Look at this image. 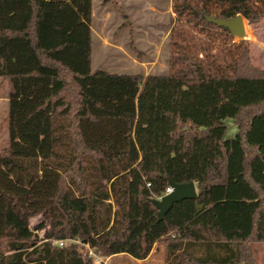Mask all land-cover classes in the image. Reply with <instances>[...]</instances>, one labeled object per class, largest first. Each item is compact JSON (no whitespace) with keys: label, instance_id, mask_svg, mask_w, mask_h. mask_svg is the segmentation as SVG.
Listing matches in <instances>:
<instances>
[{"label":"trees","instance_id":"obj_1","mask_svg":"<svg viewBox=\"0 0 264 264\" xmlns=\"http://www.w3.org/2000/svg\"><path fill=\"white\" fill-rule=\"evenodd\" d=\"M51 1L24 0V26L0 29L8 98L0 264H93L89 249L145 260L169 239L168 264H255L249 245L264 243V69L248 46L223 57L183 48L161 75L91 71L61 58L70 42L63 27H47L78 14ZM172 2L187 24L228 40L206 16L264 17V0ZM227 119L237 127L230 137ZM170 180L193 181L197 197L158 220L151 199ZM60 240L70 244H53Z\"/></svg>","mask_w":264,"mask_h":264},{"label":"rangeland","instance_id":"obj_2","mask_svg":"<svg viewBox=\"0 0 264 264\" xmlns=\"http://www.w3.org/2000/svg\"><path fill=\"white\" fill-rule=\"evenodd\" d=\"M5 2L8 3L6 0ZM5 2L0 6L2 12H6L3 7H10ZM172 5V0H113L109 3L97 0L89 7L86 5L88 14L95 16V26H100L98 22L104 25L100 32L102 34L97 37L94 45V67L90 68L91 71L102 68L118 74H167L170 71L171 54L181 52L183 48L192 54L205 47L209 54L223 57L228 50L236 51L234 46L239 44L248 46L253 65L264 69V17L252 24L244 18L248 27L245 38L232 36L228 40L221 32L203 33L187 24L173 12ZM23 7L25 4L22 2L20 11ZM56 7L60 11L65 6L51 5L50 8ZM105 16L107 19H101ZM4 24L6 21L0 19V29L6 28ZM103 42L105 46H102ZM203 55V52L198 53V58L203 59ZM7 118L8 98L5 86L0 87V151L8 145ZM226 124L227 137H230L236 133L237 127L231 119H227ZM58 149L63 153L62 145ZM68 244L70 240L65 242V245ZM249 247L255 264H264V243L252 242ZM83 251L86 252V249ZM88 255L92 257L93 264H137L124 256L105 262L106 259L94 251L90 255L88 250ZM164 259L162 254L155 252L147 264H162Z\"/></svg>","mask_w":264,"mask_h":264},{"label":"crops","instance_id":"obj_3","mask_svg":"<svg viewBox=\"0 0 264 264\" xmlns=\"http://www.w3.org/2000/svg\"><path fill=\"white\" fill-rule=\"evenodd\" d=\"M8 3L7 6L10 7H3V10L6 8V12H2V8L0 7V19L6 21L4 24L6 28H13V24H16L17 27H23L25 21L28 18V9L24 0H6ZM97 0H67V3L70 5L72 3V8L77 11L78 15H75L74 23H70L68 21H64L60 24L50 22L48 29H61L63 27V42H70L69 47L63 50L61 54V58L68 64L74 65L76 67H86L89 68L94 67V45L97 42V37L99 38L101 29L104 28V25L100 24V26L96 27L95 23V16L94 14L90 16V14L86 11V5L89 7ZM2 0H0V6L4 5ZM24 3L25 7L22 8L20 11V3ZM9 4V5H8ZM122 14L124 11H121ZM124 17V16H123ZM97 19V18H96ZM101 19H107L105 16ZM105 23V22H104ZM75 25V27H73ZM124 27V25H122ZM99 30V31H98ZM103 42L102 46H105ZM54 42H51L53 45ZM101 44V43H100ZM172 237L171 239H173ZM172 240L160 241L158 242L149 257L145 260H134L137 264H147L151 261L152 256L155 252L162 254L163 258H165L162 264H168L167 261V254L169 252V246L171 245ZM127 257L126 255H115L113 257L106 258L107 260H112L115 257ZM130 258V257H129ZM132 259V258H130ZM153 261V260H152Z\"/></svg>","mask_w":264,"mask_h":264},{"label":"water","instance_id":"obj_4","mask_svg":"<svg viewBox=\"0 0 264 264\" xmlns=\"http://www.w3.org/2000/svg\"><path fill=\"white\" fill-rule=\"evenodd\" d=\"M208 22L216 24L229 30L230 34L237 38H245L246 29L244 18L242 15H236L233 18H215L206 16ZM172 192L161 196L160 198L151 199V202L158 210V220H162L164 215L171 209L175 203H179L184 199H193L197 197L196 184L191 181L188 183H175L169 181Z\"/></svg>","mask_w":264,"mask_h":264},{"label":"built area","instance_id":"obj_5","mask_svg":"<svg viewBox=\"0 0 264 264\" xmlns=\"http://www.w3.org/2000/svg\"><path fill=\"white\" fill-rule=\"evenodd\" d=\"M170 192H172V188L169 186V187L166 189V192H165L163 195H166V194H168V193H170ZM65 242H66L65 240L53 241V244L62 247V246L65 245ZM72 242L79 243V241H77V240H72ZM89 252H90V255H93V251H92V249H89Z\"/></svg>","mask_w":264,"mask_h":264}]
</instances>
